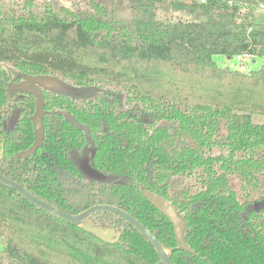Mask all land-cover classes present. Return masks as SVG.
Listing matches in <instances>:
<instances>
[{"label": "trees", "instance_id": "trees-1", "mask_svg": "<svg viewBox=\"0 0 264 264\" xmlns=\"http://www.w3.org/2000/svg\"><path fill=\"white\" fill-rule=\"evenodd\" d=\"M55 7L23 0V11L0 9V63L26 76L56 80L45 90L42 147L35 140L26 96L14 144L0 173L68 214L97 204L116 206L171 251L174 264H264V65L219 67L213 57H264V0H84ZM130 18H121L122 4ZM56 5V4H55ZM184 11L191 21L163 24L157 9ZM0 85V112L5 109ZM95 149L88 178L69 158ZM169 202L185 222L179 248L172 224L143 196ZM120 233L102 242L37 209L0 185V264H157L151 244L105 212L87 220Z\"/></svg>", "mask_w": 264, "mask_h": 264}, {"label": "water", "instance_id": "water-1", "mask_svg": "<svg viewBox=\"0 0 264 264\" xmlns=\"http://www.w3.org/2000/svg\"><path fill=\"white\" fill-rule=\"evenodd\" d=\"M35 83L40 84L46 89L58 90L60 89V84L56 81L45 79V78H26L24 82L16 85L15 87L21 91H25L27 93L32 94L36 100V108L33 116L31 117L34 132H35V141L24 152L18 154L19 157H29L34 154L38 148L41 147L43 138H44V126H43V115L45 113L44 110V97L39 88L35 85ZM63 117L77 130L83 131L85 139L92 146L93 142L90 137L89 128L86 125L80 124L72 115L68 112L62 113ZM95 150H92V156L94 155ZM80 171L86 175L88 178L103 181L106 179V176L102 173L98 172L94 168L90 166L88 160H85L84 164L80 166ZM0 185H4L15 191L17 196L22 197L31 205L36 207L39 210H42L60 220H63L68 223H78L80 224V228L83 230L93 234L96 238L106 243H115L120 239V233L115 229L111 228H100L96 227L92 223L88 222V218L95 213L105 212L109 214H113L118 218L125 221L129 224L135 231L141 234L154 248L155 252L158 255L159 261L157 264H174L171 260V251L164 249V247L160 244L157 238L136 218L130 215L125 210L118 208L116 206L108 205V204H97L93 205L86 210L78 213V214H68L60 209L52 206L39 199L35 195H33L26 187L20 185L19 183L3 176L0 174ZM143 196L145 199L151 203L168 221L172 224L175 237L177 239L179 248L189 251L190 249L187 247L184 241V230H185V222L178 215L173 206L167 202L164 198L149 192L144 191Z\"/></svg>", "mask_w": 264, "mask_h": 264}, {"label": "flooded vegetation", "instance_id": "flooded-vegetation-1", "mask_svg": "<svg viewBox=\"0 0 264 264\" xmlns=\"http://www.w3.org/2000/svg\"><path fill=\"white\" fill-rule=\"evenodd\" d=\"M36 77L43 78V77H39V76H26V75L22 74L21 72H17L12 67V65H10V64L0 63V85H2V84L6 85L4 87V91H5L4 92V99L6 101V106H5V109H3L0 112V164L4 158V155H5V148H11L14 144L16 125L18 123V119H19L21 113H23V111H24L22 108H23V104L25 102V97L30 95L35 100V97L32 94L27 93L25 91H21V90L17 89L15 86L20 84L21 82H24L26 80V78H36ZM45 79H47V78H45ZM49 80H51V79H49ZM53 81H56V80H53ZM56 82H58V81H56ZM35 85L42 92L43 97H44L45 90H53V89H46L38 83H35ZM61 90H62V86L60 87V89L53 90V91H61ZM35 108H36V100H35ZM33 114L29 117L31 122H32L31 117L33 116ZM44 115H45V113H44ZM42 119H43V117H42ZM32 126H33V123H32ZM33 129H34V127H33ZM34 134H35V132H34ZM42 144H43V142H42ZM92 146H93V144H92ZM92 146L90 145L89 148L83 149L81 151V153L77 152V151H71L69 153V158L77 165L79 170H80V166L84 164L85 160H88V163L91 166V159L94 156V155L93 156L91 155L92 150L94 149ZM41 147H42V145H41ZM22 152H24V151H22ZM19 153H21V152H19ZM18 154H17V156H18ZM19 158H28V157H19ZM1 175H3V174H1Z\"/></svg>", "mask_w": 264, "mask_h": 264}, {"label": "rangeland", "instance_id": "rangeland-1", "mask_svg": "<svg viewBox=\"0 0 264 264\" xmlns=\"http://www.w3.org/2000/svg\"><path fill=\"white\" fill-rule=\"evenodd\" d=\"M23 0H0V9L7 10L9 8H15L17 11H23ZM51 2L55 7H71L72 4L79 5L81 8H88L87 3L84 0H46ZM34 5L32 7L33 11L40 13L43 10V0H34ZM56 4V5H55ZM119 16L121 18H130L131 12L127 4H122ZM156 19L163 24H174L178 21H191L195 20L194 17L187 14L184 11H175L171 9H157ZM255 20L258 22H264V3L258 1V9H256ZM215 63L219 67H229L230 69L240 70L241 72H249L251 70H256L264 65V57H250V56H239L236 58L228 59L223 55H216L213 57ZM256 123H264L263 117H254ZM2 249V244L0 241V251Z\"/></svg>", "mask_w": 264, "mask_h": 264}, {"label": "built area", "instance_id": "built-area-1", "mask_svg": "<svg viewBox=\"0 0 264 264\" xmlns=\"http://www.w3.org/2000/svg\"><path fill=\"white\" fill-rule=\"evenodd\" d=\"M186 2H190V1H192V0H185ZM196 1H199V2H201V3H203L204 2V0H196Z\"/></svg>", "mask_w": 264, "mask_h": 264}]
</instances>
